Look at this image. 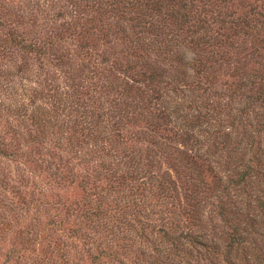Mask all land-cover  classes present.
<instances>
[{
	"label": "trees",
	"instance_id": "obj_1",
	"mask_svg": "<svg viewBox=\"0 0 264 264\" xmlns=\"http://www.w3.org/2000/svg\"><path fill=\"white\" fill-rule=\"evenodd\" d=\"M50 2L0 0V264H264V0Z\"/></svg>",
	"mask_w": 264,
	"mask_h": 264
},
{
	"label": "clouds",
	"instance_id": "obj_2",
	"mask_svg": "<svg viewBox=\"0 0 264 264\" xmlns=\"http://www.w3.org/2000/svg\"><path fill=\"white\" fill-rule=\"evenodd\" d=\"M184 58L187 63H191L195 59V53L191 49H185Z\"/></svg>",
	"mask_w": 264,
	"mask_h": 264
},
{
	"label": "rangeland",
	"instance_id": "obj_3",
	"mask_svg": "<svg viewBox=\"0 0 264 264\" xmlns=\"http://www.w3.org/2000/svg\"><path fill=\"white\" fill-rule=\"evenodd\" d=\"M41 3V8H46L47 10L50 9V0H38Z\"/></svg>",
	"mask_w": 264,
	"mask_h": 264
}]
</instances>
